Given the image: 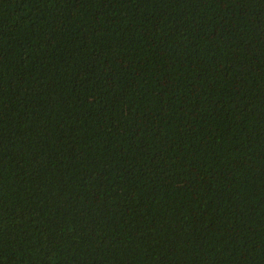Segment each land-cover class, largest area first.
<instances>
[{
  "label": "trees",
  "instance_id": "obj_1",
  "mask_svg": "<svg viewBox=\"0 0 264 264\" xmlns=\"http://www.w3.org/2000/svg\"><path fill=\"white\" fill-rule=\"evenodd\" d=\"M0 264H264V0H0Z\"/></svg>",
  "mask_w": 264,
  "mask_h": 264
}]
</instances>
